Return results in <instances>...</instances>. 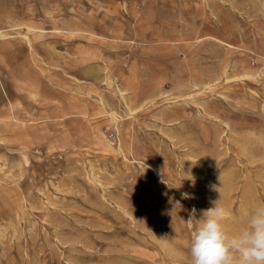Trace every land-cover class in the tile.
Here are the masks:
<instances>
[{
  "label": "rangeland",
  "instance_id": "rangeland-1",
  "mask_svg": "<svg viewBox=\"0 0 264 264\" xmlns=\"http://www.w3.org/2000/svg\"><path fill=\"white\" fill-rule=\"evenodd\" d=\"M217 200L264 202V0H0V264H192Z\"/></svg>",
  "mask_w": 264,
  "mask_h": 264
},
{
  "label": "clouds",
  "instance_id": "clouds-1",
  "mask_svg": "<svg viewBox=\"0 0 264 264\" xmlns=\"http://www.w3.org/2000/svg\"><path fill=\"white\" fill-rule=\"evenodd\" d=\"M225 216L220 200L201 210L199 219L197 210H191L185 222L195 225L190 234L192 264H264V202L243 211V224L234 233L225 230Z\"/></svg>",
  "mask_w": 264,
  "mask_h": 264
}]
</instances>
